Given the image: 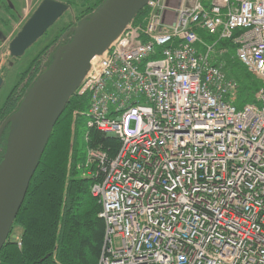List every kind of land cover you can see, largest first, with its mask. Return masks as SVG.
I'll use <instances>...</instances> for the list:
<instances>
[{"label": "built area", "instance_id": "obj_1", "mask_svg": "<svg viewBox=\"0 0 264 264\" xmlns=\"http://www.w3.org/2000/svg\"><path fill=\"white\" fill-rule=\"evenodd\" d=\"M175 3L149 0L76 91L86 128L118 141L114 157L86 151L98 264H264V88L237 109L212 56L229 41L264 84V0Z\"/></svg>", "mask_w": 264, "mask_h": 264}, {"label": "trees", "instance_id": "obj_2", "mask_svg": "<svg viewBox=\"0 0 264 264\" xmlns=\"http://www.w3.org/2000/svg\"><path fill=\"white\" fill-rule=\"evenodd\" d=\"M103 2L82 0L80 17L71 21L19 74L18 81L0 104V128L17 111L36 78L47 69L55 48L66 43L64 34H71L76 22L91 15ZM202 2L207 7L209 0ZM63 3L70 8L74 5L71 0H63ZM147 13V8L142 9L132 23L143 24ZM197 35L208 44L217 41L216 37L202 31H198ZM215 49L219 55L215 62L237 84L234 106L241 109L256 103V93L264 88L262 81L238 61L234 46L229 41H217ZM221 49L225 52L220 53ZM8 58L10 61L17 60ZM88 104L87 95L75 93L65 105L12 226V229L17 226L21 230L18 237L20 247L12 239L11 229L0 251V264H98L105 227L99 217V200L91 195L94 180L85 176L86 151L87 148L101 147L109 157H114L118 141L86 128L84 113ZM7 135L8 128H5L0 139V162Z\"/></svg>", "mask_w": 264, "mask_h": 264}, {"label": "water", "instance_id": "obj_3", "mask_svg": "<svg viewBox=\"0 0 264 264\" xmlns=\"http://www.w3.org/2000/svg\"><path fill=\"white\" fill-rule=\"evenodd\" d=\"M149 0H104L89 16L64 34L66 43L52 52L47 69L36 78L19 108L0 128H8L0 162V251L11 232L51 131L91 64L116 42ZM70 10L69 5L42 0L8 44L18 59ZM3 77L0 75V88Z\"/></svg>", "mask_w": 264, "mask_h": 264}, {"label": "rangeland", "instance_id": "obj_4", "mask_svg": "<svg viewBox=\"0 0 264 264\" xmlns=\"http://www.w3.org/2000/svg\"><path fill=\"white\" fill-rule=\"evenodd\" d=\"M54 1L63 2V0ZM71 1L74 3L73 8L71 7L70 10L64 13L47 31L45 36H42L28 48L22 57L10 61L8 58L9 42L20 30L21 26L29 18L41 0H0V75L3 77L0 88V104L18 81L19 74L28 67L40 52L56 39L58 34H61L62 30L71 21H75L80 17L82 14V9L80 8L82 0ZM5 6L11 7L8 10L10 14L5 10ZM217 52V49H215L212 53L214 58L219 56ZM80 140H82V137ZM83 140L85 141V138ZM20 234L21 230L17 226H14L12 229V239L18 238Z\"/></svg>", "mask_w": 264, "mask_h": 264}, {"label": "crops", "instance_id": "obj_5", "mask_svg": "<svg viewBox=\"0 0 264 264\" xmlns=\"http://www.w3.org/2000/svg\"><path fill=\"white\" fill-rule=\"evenodd\" d=\"M42 1V0H41ZM175 0H169V6L174 7L175 6Z\"/></svg>", "mask_w": 264, "mask_h": 264}, {"label": "flooded vegetation", "instance_id": "obj_6", "mask_svg": "<svg viewBox=\"0 0 264 264\" xmlns=\"http://www.w3.org/2000/svg\"><path fill=\"white\" fill-rule=\"evenodd\" d=\"M6 7V8H5ZM4 8H5V10L7 11V13H9L10 14V11H8L11 7L10 6H5ZM8 7V8H7ZM8 14V15H9Z\"/></svg>", "mask_w": 264, "mask_h": 264}]
</instances>
